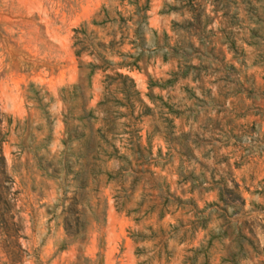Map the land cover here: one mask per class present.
Instances as JSON below:
<instances>
[{
  "label": "rangeland",
  "instance_id": "obj_1",
  "mask_svg": "<svg viewBox=\"0 0 264 264\" xmlns=\"http://www.w3.org/2000/svg\"><path fill=\"white\" fill-rule=\"evenodd\" d=\"M0 112V264H264V0H0Z\"/></svg>",
  "mask_w": 264,
  "mask_h": 264
},
{
  "label": "trees",
  "instance_id": "obj_2",
  "mask_svg": "<svg viewBox=\"0 0 264 264\" xmlns=\"http://www.w3.org/2000/svg\"><path fill=\"white\" fill-rule=\"evenodd\" d=\"M95 67V65H92V68ZM116 75L120 78L123 79L122 83L124 84L125 83V80H129L130 82H133L131 78H129V76L127 75H124V74H120V73H116ZM0 116H1V112H0ZM2 140V134H1V131H0V142ZM237 186V184L234 183V187ZM229 189L226 188V186H223V188L219 189V197H222L226 192H228ZM241 199V197H240ZM243 201V199H242Z\"/></svg>",
  "mask_w": 264,
  "mask_h": 264
}]
</instances>
